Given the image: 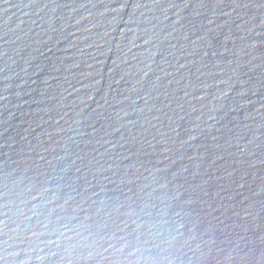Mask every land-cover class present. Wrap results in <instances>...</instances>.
I'll list each match as a JSON object with an SVG mask.
<instances>
[{"label":"water","instance_id":"95a60500","mask_svg":"<svg viewBox=\"0 0 264 264\" xmlns=\"http://www.w3.org/2000/svg\"><path fill=\"white\" fill-rule=\"evenodd\" d=\"M0 264H264V0H0Z\"/></svg>","mask_w":264,"mask_h":264}]
</instances>
